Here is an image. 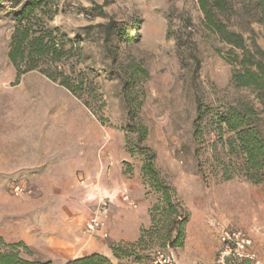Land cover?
<instances>
[{"label":"rangeland","instance_id":"rangeland-1","mask_svg":"<svg viewBox=\"0 0 264 264\" xmlns=\"http://www.w3.org/2000/svg\"><path fill=\"white\" fill-rule=\"evenodd\" d=\"M16 1L0 0V246L22 242V257L60 264L49 259L58 258L52 248L78 238L81 257L98 253L109 264H150L161 248L187 264L212 260L219 224L264 238V179H221L213 134L193 137L198 100L217 107L246 95L264 128V93L259 100L231 86L229 46L203 26L195 0H59L49 25L81 47L80 61L65 65L81 70V93L38 70L16 78L7 57L12 12L24 0ZM109 19L127 29L137 23L135 40L111 36L114 61L97 27ZM251 27L264 49V26ZM130 60L145 74L125 93L120 66ZM125 95L135 104L132 118ZM139 126L146 129L140 138ZM164 189L175 217L155 210ZM101 198L108 217L102 230L87 233Z\"/></svg>","mask_w":264,"mask_h":264},{"label":"trees","instance_id":"trees-1","mask_svg":"<svg viewBox=\"0 0 264 264\" xmlns=\"http://www.w3.org/2000/svg\"><path fill=\"white\" fill-rule=\"evenodd\" d=\"M58 1L24 0L12 12L14 25L7 57L16 69V78L21 73L38 70L71 92L81 93L86 88L81 70H76L74 65L65 67L67 62L75 64L80 61L81 47L77 40L67 38L57 27L49 25L59 10ZM195 1L203 16V26L229 46L228 61L235 66L230 76L231 86L235 89L249 90L255 93L257 99L262 100L264 49L253 39L255 30L251 23L264 26V0ZM97 27L102 35L105 54L111 61L115 59V51L109 44L112 35L126 42L137 37V34H132V29L137 28L136 21L129 29L113 19L99 23ZM245 33L249 36L246 37ZM120 67H123V73L128 77L127 82H123L126 93L129 84L145 74V70L133 60ZM125 97L128 116L132 118L135 104L132 97L129 95ZM196 111L193 137L197 140L205 134H213L214 139L209 146L216 174L219 173L223 180L241 176L251 183H260L264 179V128L253 101L243 95L233 102L211 107L198 100ZM145 130L139 126V138L144 135ZM162 197V205L156 206L155 210L164 216L175 217L178 209L167 189L163 190ZM171 221H174V218ZM177 224L175 246L179 245L182 236L183 221ZM20 247L26 249L22 242L1 243L0 264H52L50 261L22 257L19 254ZM113 253L117 254L116 249ZM64 264H109V260L101 254L92 253Z\"/></svg>","mask_w":264,"mask_h":264},{"label":"built area","instance_id":"built-area-1","mask_svg":"<svg viewBox=\"0 0 264 264\" xmlns=\"http://www.w3.org/2000/svg\"><path fill=\"white\" fill-rule=\"evenodd\" d=\"M21 190L15 186V191ZM128 201V195L123 197ZM129 204H133L128 201ZM108 200L101 198L95 211L87 218L84 231L87 233L102 230L108 217ZM103 235H106L103 233ZM264 235V234H263ZM219 246L210 262L195 261L187 264H264L253 247V238L250 233L241 227H231L226 224L218 225ZM150 264H184L179 261L169 249H159L153 255Z\"/></svg>","mask_w":264,"mask_h":264},{"label":"crops","instance_id":"crops-1","mask_svg":"<svg viewBox=\"0 0 264 264\" xmlns=\"http://www.w3.org/2000/svg\"><path fill=\"white\" fill-rule=\"evenodd\" d=\"M251 235V234H250ZM252 236V235H251ZM253 247L256 253L264 258V238L253 237ZM77 241L63 240L61 244L54 248L52 251L58 258H49L52 262H59L60 264L71 261L75 258L81 257L84 253H81V239L76 238Z\"/></svg>","mask_w":264,"mask_h":264}]
</instances>
